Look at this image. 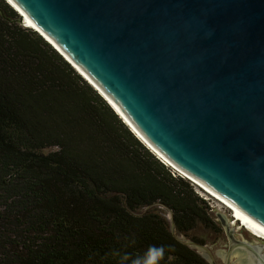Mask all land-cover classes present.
<instances>
[{
  "label": "trees",
  "instance_id": "trees-1",
  "mask_svg": "<svg viewBox=\"0 0 264 264\" xmlns=\"http://www.w3.org/2000/svg\"><path fill=\"white\" fill-rule=\"evenodd\" d=\"M195 187L0 0V264H210L155 207L218 232Z\"/></svg>",
  "mask_w": 264,
  "mask_h": 264
},
{
  "label": "water",
  "instance_id": "water-1",
  "mask_svg": "<svg viewBox=\"0 0 264 264\" xmlns=\"http://www.w3.org/2000/svg\"><path fill=\"white\" fill-rule=\"evenodd\" d=\"M10 1L162 158L264 229V0ZM213 211L224 264H264Z\"/></svg>",
  "mask_w": 264,
  "mask_h": 264
},
{
  "label": "rangeland",
  "instance_id": "rangeland-1",
  "mask_svg": "<svg viewBox=\"0 0 264 264\" xmlns=\"http://www.w3.org/2000/svg\"><path fill=\"white\" fill-rule=\"evenodd\" d=\"M50 147L43 149L44 152L49 151ZM170 167V166H169ZM172 168V167H170ZM173 169V168H172ZM185 177V176H184ZM187 178V177H186ZM193 182V181H192ZM197 187H195L196 191L199 195H201L203 198L207 199L209 206L211 207L210 213L211 215L217 220V225L220 227V230L218 232H213L210 229L198 224L194 229L190 230L187 233L179 232L176 230L175 226L172 228V233L179 237L184 239V237L188 240H191L195 243H200L207 249L209 252L212 260L215 264H224V261H222L221 254H218V251L220 249L224 250L226 252L229 247L228 237L226 235V232L224 230V227L221 224L220 219L217 217V215L214 213L213 210H217L220 213H225V219L226 222L234 224L236 231H232V238L236 241L239 240H245L251 244H261L264 245V240L253 235L248 229L241 226L238 221H235L234 218L231 215V211L229 208H227L225 205L220 203L215 197L207 193L203 188H201L199 185L196 184ZM155 207H157L158 212L164 216L167 220L168 227L170 222V213L166 206L155 204ZM145 210L142 209L141 212ZM170 229V228H169ZM183 235L184 237H182ZM193 237H196L194 239ZM199 240H202V242H199ZM192 249L195 251H198L200 253H203L202 249L198 246L189 245ZM202 256V255H201ZM203 257V256H202ZM233 264H239L238 262H234Z\"/></svg>",
  "mask_w": 264,
  "mask_h": 264
},
{
  "label": "bare ground",
  "instance_id": "bare-ground-1",
  "mask_svg": "<svg viewBox=\"0 0 264 264\" xmlns=\"http://www.w3.org/2000/svg\"><path fill=\"white\" fill-rule=\"evenodd\" d=\"M8 3H10L12 5V7L16 8L17 10H19L10 0H6ZM20 11V10H19ZM22 13V12H21ZM24 23H26L27 25L37 29L38 31H40L36 26H34L26 17L23 20ZM42 33V32H41ZM46 37V36H45ZM49 41H51L48 37H46ZM52 42V41H51ZM53 43V42H52ZM54 44V43H53ZM55 45V44H54ZM56 46V45H55ZM57 47V46H56ZM59 49V48H58ZM60 50V49H59ZM74 66L77 68V66L74 64ZM78 69V68H77ZM79 70V69H78ZM80 71V70H79ZM86 77V76H85ZM101 92V91H100ZM102 93V92H101ZM102 95H104L102 93ZM105 96V95H104ZM106 97V96H105ZM107 98V97H106ZM108 99V98H107ZM108 101L111 103V105H113V103L108 99ZM113 107L119 112V110L113 105ZM135 133H137L135 130H133ZM138 137H140L143 141L144 139L137 133ZM153 151H155L146 141H144ZM156 152V151H155ZM157 153V152H156ZM158 154V153H157ZM159 155V154H158ZM160 156V155H159ZM161 157V156H160ZM164 159V158H162ZM165 160V159H164ZM166 161V160H165ZM167 162V161H166ZM168 163V162H167ZM169 164V163H168ZM171 165V164H169ZM172 166V165H171ZM174 167V166H172ZM176 168V167H174ZM177 169V168H176ZM179 170V169H177ZM180 171V170H179ZM182 172V171H180ZM183 173V172H182ZM184 176L192 179L191 177H189L187 174L183 173ZM197 185H199L201 188H203L207 193H209L210 195H212L213 197H215L220 203H222L223 205H225L227 208L230 209L231 211V215L234 218L235 221H238L240 223L241 226L245 227L246 229H248L253 235L261 238L264 240V229L261 228L260 226L256 225L255 223H253L252 221H250L249 219H247L246 217H244L242 214H240L236 209H234L233 207H231L229 204H227L226 202H224L222 199H220L218 196H216L214 193H212L210 190H208L206 187H204L203 185H201L200 183H198L197 181H195L194 179H192Z\"/></svg>",
  "mask_w": 264,
  "mask_h": 264
},
{
  "label": "clouds",
  "instance_id": "clouds-1",
  "mask_svg": "<svg viewBox=\"0 0 264 264\" xmlns=\"http://www.w3.org/2000/svg\"><path fill=\"white\" fill-rule=\"evenodd\" d=\"M21 15V14H20ZM22 16V15H21ZM23 20H24V18H23ZM29 26V25H28ZM31 27V26H30ZM33 28V27H32ZM33 29H35V28H33ZM35 30H37V29H35ZM99 92V91H98ZM100 93V92H99ZM101 94V93H100ZM102 95V94H101ZM130 127V126H129ZM131 128V127H130ZM135 133V132H134ZM136 134V133H135ZM137 135V134H136ZM138 136V135H137ZM140 138V137H139ZM141 139V138H140ZM142 140V139H141ZM143 141V140H142ZM144 142V141H143ZM145 143V142H144ZM146 144V143H145ZM147 145V144H146ZM148 146V145H147ZM149 147V146H148ZM150 148V147H149ZM151 149V148H150ZM152 150V149H151ZM153 151V150H152ZM160 159H162V157H160L155 151H153ZM164 160V159H163ZM165 161V160H164ZM168 164V163H167ZM169 165V164H168ZM170 167H172L171 165H169ZM186 177V176H185ZM188 178V177H187ZM188 179H190V178H188ZM191 181H193L192 179H190ZM194 182V181H193ZM195 183V182H194ZM196 184V183H195Z\"/></svg>",
  "mask_w": 264,
  "mask_h": 264
},
{
  "label": "built area",
  "instance_id": "built-area-1",
  "mask_svg": "<svg viewBox=\"0 0 264 264\" xmlns=\"http://www.w3.org/2000/svg\"><path fill=\"white\" fill-rule=\"evenodd\" d=\"M164 163H166L167 164V162L166 161H164L163 159H161ZM173 168V170H174V172L175 173H177V174H179V175H182V176H184L183 175V173L182 172H180L179 170H177L176 168H174V167H172Z\"/></svg>",
  "mask_w": 264,
  "mask_h": 264
}]
</instances>
